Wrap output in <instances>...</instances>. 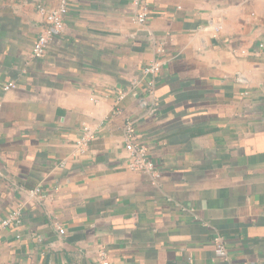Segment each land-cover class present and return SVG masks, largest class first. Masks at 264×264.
Segmentation results:
<instances>
[{
    "label": "crops",
    "instance_id": "1",
    "mask_svg": "<svg viewBox=\"0 0 264 264\" xmlns=\"http://www.w3.org/2000/svg\"><path fill=\"white\" fill-rule=\"evenodd\" d=\"M145 2L137 24L134 0H0V264H264V0ZM128 121L155 175L128 169Z\"/></svg>",
    "mask_w": 264,
    "mask_h": 264
},
{
    "label": "built area",
    "instance_id": "2",
    "mask_svg": "<svg viewBox=\"0 0 264 264\" xmlns=\"http://www.w3.org/2000/svg\"><path fill=\"white\" fill-rule=\"evenodd\" d=\"M138 7V11L133 17V21L137 24H145L149 20L150 10L145 0H134ZM41 14L45 16L47 29L42 33L36 41L32 57L33 59L43 58L51 48V45L55 37L61 34L65 29V18L68 14V5L65 1L57 9H47L43 6L38 7ZM161 71V62H153L148 65L144 74L151 76L153 79L148 83L147 95L152 97L155 93V77ZM17 85L14 83L7 84L4 87L5 91L14 90ZM126 97V93H121L117 99V103H120ZM115 112H120L116 109ZM97 139V132L89 127H84L82 137L77 143V149L79 152L84 153L90 146V144ZM125 148L128 153V169L134 172H142L155 175L157 172V163L150 155L146 145L141 141L136 131V125L134 121H128L125 127ZM39 190L36 189L35 193ZM21 224V209L14 211L7 219L2 222L3 227H10L12 225ZM64 234V231H60ZM217 251L219 256L229 261V254L225 246L217 240ZM101 264H109L106 254L103 252L100 256Z\"/></svg>",
    "mask_w": 264,
    "mask_h": 264
}]
</instances>
